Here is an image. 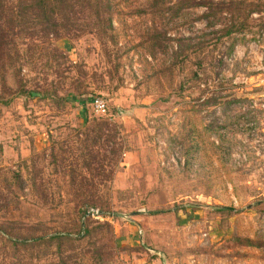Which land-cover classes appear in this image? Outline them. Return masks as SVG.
<instances>
[{
    "label": "rangeland",
    "instance_id": "rangeland-1",
    "mask_svg": "<svg viewBox=\"0 0 264 264\" xmlns=\"http://www.w3.org/2000/svg\"><path fill=\"white\" fill-rule=\"evenodd\" d=\"M5 1L0 228L73 232L68 264H264V0H165L162 11L112 0L113 41L43 42ZM107 118L108 133L87 143ZM71 164L103 181L90 193L109 220L76 201ZM83 210L89 233L78 229ZM61 251H15L0 231V264H59Z\"/></svg>",
    "mask_w": 264,
    "mask_h": 264
},
{
    "label": "trees",
    "instance_id": "trees-1",
    "mask_svg": "<svg viewBox=\"0 0 264 264\" xmlns=\"http://www.w3.org/2000/svg\"><path fill=\"white\" fill-rule=\"evenodd\" d=\"M111 1L112 0H17L15 7L17 10L19 9L17 15L22 18L23 31L26 29L28 38L32 41L37 38L36 35L38 34L41 35H39L40 38L37 39L42 40L46 37L49 38L50 35L58 39L59 37L69 36L79 37L85 33H96V35L99 34L100 37L109 35L111 37L110 41H113V6ZM5 3V0H0V15H4ZM152 4L153 7L159 11H162V8L166 7L165 0H153ZM202 17L209 16L208 14H203ZM0 29L3 32V28L0 27ZM37 46H39L37 42L34 43V46H28V49L31 50V54ZM18 90L20 95H35V90H30L25 85L20 86ZM1 93L2 92H0V101L1 97L4 96L1 95ZM93 99L94 97L89 100L92 101ZM110 117L111 116L108 118ZM108 118L104 120V122H95L88 127L89 131H85L87 143L94 132L100 133L101 138L108 133L106 131L111 129ZM96 142L97 141H95V143ZM88 155L89 157L85 159L83 165H85L87 171L91 170L93 172V152L90 151ZM73 166L74 165L71 164L69 167V175L71 178L70 184L76 193V201H79L87 207V209L89 207L98 208L102 217L100 219L109 220L111 218L109 209L107 207H100L97 203L99 197L90 193L92 189H97L103 181L98 183L94 180H88L83 171ZM104 173L105 166L101 164L99 175ZM86 215L87 212L83 210L80 227L78 228L81 233H89L86 220L90 219L92 215ZM10 224H15V221L10 222ZM0 231L6 236V239L11 242L15 251H21L22 248L24 250L33 249L44 243L49 245L51 242H57L58 250L61 251L66 245V241H69L73 234L71 231L64 230L47 237L46 235H37L32 232L31 235L26 238H19L12 235L11 233L13 231L8 228H0ZM70 257L71 256L68 254L64 255L62 251L59 252V264H68Z\"/></svg>",
    "mask_w": 264,
    "mask_h": 264
},
{
    "label": "built area",
    "instance_id": "built-area-1",
    "mask_svg": "<svg viewBox=\"0 0 264 264\" xmlns=\"http://www.w3.org/2000/svg\"><path fill=\"white\" fill-rule=\"evenodd\" d=\"M91 104L96 113L100 115L107 113V104L103 98L96 97L92 100ZM89 214L96 215L98 218H102L99 209L91 208L89 210Z\"/></svg>",
    "mask_w": 264,
    "mask_h": 264
}]
</instances>
